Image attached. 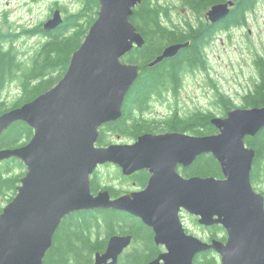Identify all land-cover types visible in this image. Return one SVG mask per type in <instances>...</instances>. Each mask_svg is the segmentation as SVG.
Here are the masks:
<instances>
[{"label": "water", "instance_id": "obj_1", "mask_svg": "<svg viewBox=\"0 0 264 264\" xmlns=\"http://www.w3.org/2000/svg\"><path fill=\"white\" fill-rule=\"evenodd\" d=\"M140 1L98 0L97 17L61 78L0 113V135L16 121L33 130L26 143L0 147V162L14 157L25 165L15 195L0 211V264H42L61 220L90 209L125 211L150 226L154 242L165 250L146 264H192L208 249L220 254L219 264H264V202L250 179L255 151L244 141L264 127V104L212 116L209 122L217 129L212 134L144 132L133 143L97 144L99 128L121 117L124 97L138 77L139 66L121 59L144 43L129 19ZM233 5V0L211 5L206 19L225 18ZM62 21L56 9L42 28L51 31ZM187 45H166L148 66ZM205 154L218 162L222 177L184 178L176 172L177 164L188 166ZM105 162L119 164L125 174L146 168L152 177L144 189L118 197L108 189L92 193L90 176ZM181 208L199 215L203 224H221L229 233L227 242L187 234ZM131 241L130 234L110 235L92 264H116Z\"/></svg>", "mask_w": 264, "mask_h": 264}, {"label": "trees", "instance_id": "obj_2", "mask_svg": "<svg viewBox=\"0 0 264 264\" xmlns=\"http://www.w3.org/2000/svg\"><path fill=\"white\" fill-rule=\"evenodd\" d=\"M73 1L79 5L78 8L65 14L57 28L48 32L40 25L23 29L25 33L44 37L32 52L29 63L23 62L14 50L13 34L0 29V91L6 82L14 78L19 80L21 89L20 96L9 106H5V101L0 99V113L46 91L64 74L73 51L81 44L99 9L98 0ZM225 1L182 0L183 5L196 16V21L182 18L170 24L166 23L171 17L170 7L163 0H141L133 8L129 19L144 43L140 47H133L121 60L136 63L139 66L138 77L124 97L121 117L99 128L98 145L110 143L107 132L135 138L144 132L162 130L190 131L196 135L217 131L209 122L214 114L201 110L185 116L174 110L167 117L150 120L145 119L144 114L153 100L164 101L168 93L176 95L185 69L204 67V48L213 39L215 30L245 24L247 11H251L256 3V0H233L234 7L222 20L223 23L209 25L204 20L205 12L211 5ZM184 42H188V45L175 56L148 66L166 45ZM255 63L260 65L258 59ZM243 100L256 105L259 97L250 93ZM220 103L223 114L232 107L229 97H221ZM32 134V128L25 122L16 121L1 133L0 147L22 145ZM244 141L255 151L250 171L251 183L264 181V127L255 136H246ZM24 171L23 163L17 158L0 162V211L15 195ZM186 173L217 177L221 176V169L212 156L203 155L187 168ZM100 187L98 176L94 174L90 179L91 192L96 193ZM110 193L116 194L113 189H110ZM112 234L132 236L130 245L116 264H146L160 251V247L153 244L150 228L137 217L113 209H90L72 212L61 220L42 264H92L94 254L104 250L106 240ZM192 264H217V260L210 253H202L194 257Z\"/></svg>", "mask_w": 264, "mask_h": 264}, {"label": "rangeland", "instance_id": "obj_3", "mask_svg": "<svg viewBox=\"0 0 264 264\" xmlns=\"http://www.w3.org/2000/svg\"><path fill=\"white\" fill-rule=\"evenodd\" d=\"M163 2L170 7L171 17L166 23L170 24L171 21L182 18L196 21V16L183 5L182 0ZM57 6L63 7L60 9L64 17L65 14L76 10L79 5L73 0H0V29L13 34L14 50L23 62H30L32 52L44 39L41 34H28L23 32V29L38 25L42 27V24L51 17L52 9L58 8ZM254 8L248 13L244 26L223 29L213 36L214 38L204 48L207 56L204 64L206 69L202 70L200 66H194V70L185 69L176 95L168 93L164 101L153 100L144 114L145 119H162L174 110L182 116L198 110L212 113L213 116H222L221 97L230 98L231 108L242 105L243 94L257 81L258 73L254 61L259 54L264 55V0L257 1ZM20 94L19 80L14 78L2 86L0 99L5 101V106H9ZM117 135L120 134L107 132V136L114 142L130 140L126 136ZM117 175L118 172L112 165L98 167L97 176L102 183L105 181L115 183ZM183 219L188 230L192 233L197 232L190 215Z\"/></svg>", "mask_w": 264, "mask_h": 264}, {"label": "flooded vegetation", "instance_id": "obj_4", "mask_svg": "<svg viewBox=\"0 0 264 264\" xmlns=\"http://www.w3.org/2000/svg\"><path fill=\"white\" fill-rule=\"evenodd\" d=\"M257 1H259V0H256V3H257ZM256 3H255V5H256ZM232 7H234V5ZM254 7H253L252 10L255 9ZM60 8L61 7H58V8H54L52 10L54 12V10L59 9L60 12H61V9ZM249 12L250 11H247V13H246V20L245 21H247V15H248ZM61 15H62V12H61ZM223 19L224 18L220 19L219 21H217L215 23H211V22H209L206 19V16L204 15V20L205 21H208L210 23L209 25H216V26H218V25H220V24L223 23L222 22ZM245 24H246V22H245ZM245 24H241V25H231V26H229L228 28H226L224 30H230V29L235 28V27H238V26H244ZM221 30H223V29L215 30L214 35L216 33H218L219 31H221ZM256 59H258L259 62H260V65L258 64V66H259L258 67L256 65L255 61H254L255 70L258 73V76L256 77V80L257 81H255V83L253 84V86L248 91H246L243 94L242 97L248 96L251 93L252 95H256V96L259 97V102L256 105H252V103H247L246 101L242 100V103H241L242 104V107L261 106L262 104H264V100H263L264 99V97H263L264 96V55L263 54H259ZM206 61H207V58H206ZM205 64H206V62H205ZM201 68H202V70L203 69H206L205 67H201ZM187 69L194 70V67L193 68H187ZM256 87L258 88L257 94H256V91H255ZM223 115H225V113ZM165 131H174V130L153 131L151 133H159V132H165ZM185 132L191 133L190 131H185ZM191 134H193V133H191ZM117 136L120 137L121 135H117ZM137 137H135V138L128 137L130 139V140H128V142H114V141H112V139H110V143L109 144H111V143H119V144L133 143L137 139ZM251 137H253V136H251ZM205 155L212 156L211 154H205ZM200 156H203V155H200ZM200 156H198V157H200ZM198 157L196 159H198ZM195 160H193L188 166H184L182 164H177L176 167H175L176 172L179 175H181L182 177H184V178H187V177H190V176H202V175H198V174L188 175L186 173L187 168H189V166ZM107 165L114 166L116 168V171L118 172V175L115 177V183L106 182V181L104 183H102L100 177L98 176V179L100 181V186H101L98 189V191L99 190H103V189H108L109 192H110V189H113L116 192V194L115 195H111V197H118V196H121L123 194L129 193V192H132V191H139V190L144 189L147 186V184L149 183V181H150V179L152 177V173H153L149 169L143 168V169H137V170H135V171H133V172H131L129 174H125L123 172V168L119 164L112 163V162H105V163L99 164L97 166V168L91 174L90 179H91V177L94 174H97L98 167H100V166H107ZM205 176H209V175H205ZM217 177H222V172H221V176H217ZM164 178L165 177L162 178V181H163ZM251 184H252V188H253L254 192L257 193V194H260L262 196L263 202H264V181L253 182ZM108 186H110V187H108ZM118 211H120V210H118ZM121 212H125V211H121ZM125 213H128V212H125ZM178 213H179V217H180V220L182 222L183 228H184V230H185V232L187 234L193 235V236L199 238L200 240H202L204 242H211L213 240H217V241H220L223 244H225L227 242V240L229 239V233L227 232V230L221 224L215 223V222L210 223V224H203V223L200 222V216L199 215H193V214L189 213L188 211H186L184 208H181ZM128 214H130V213H128ZM187 215H190L192 217V222L195 224V226L197 228V232L192 233L184 225V219L183 218L185 216H187ZM214 218H216V217L214 216ZM138 219H140V218H138ZM148 227L151 230L153 244L160 247V251L158 252V254H159V253H161L162 251L165 250V247L163 245H158V244H156L154 242V239H153L154 231H153V229L150 226H148ZM202 253H210V254H212L215 257V259L217 260V264L220 263L221 256H220V254L216 250H214V249H208V250H205L203 252H200L199 254H202ZM199 254H197V255H199Z\"/></svg>", "mask_w": 264, "mask_h": 264}]
</instances>
